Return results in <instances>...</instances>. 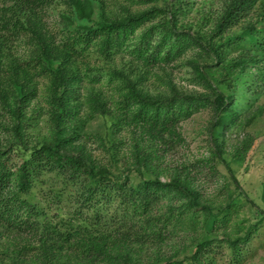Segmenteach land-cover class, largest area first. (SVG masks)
<instances>
[{"label":"rangeland","instance_id":"1","mask_svg":"<svg viewBox=\"0 0 264 264\" xmlns=\"http://www.w3.org/2000/svg\"><path fill=\"white\" fill-rule=\"evenodd\" d=\"M225 3L226 0H56L43 14L45 30L54 36L56 44L64 28L124 24L139 16H144L143 22L123 46L137 48L139 37L151 39L150 35L158 40L168 35L171 42L181 43L150 52L143 49L139 58L126 51L100 52L97 46H92L71 61L78 76L73 102L77 118L69 120L67 126L70 130L77 127L73 147L93 167H106L115 176H126L124 168L126 164L131 166L135 145L148 143L149 139L142 136L143 131L151 133L147 127L120 122L126 112V99L134 96V92L150 100H164L175 95H210L216 87L232 99V120L210 132L213 112L200 108L177 124L172 136L180 142L166 148L157 161L162 181L169 180L183 166L196 165L191 176L193 186L215 216L199 215L198 228L179 231L164 244L150 241L132 245L138 251L140 264L169 261L191 264L195 249L206 242L209 245L198 256L202 263L264 264V85L259 83L264 79V45H252L250 36L247 33L243 36L247 27L257 26L263 17L258 9L215 37L220 55L226 57L217 60L210 51L215 46H207L204 39L217 29ZM5 7L11 8L12 2ZM28 36L34 37L32 33ZM253 36L260 42L263 40L258 33ZM104 38L118 42L104 34L98 36L96 44ZM234 39L239 46H226L228 40ZM151 55L157 59H150ZM33 80L37 83L38 97L25 110L32 118L26 133L28 144L38 147L52 138L55 127L48 115L49 79ZM117 122L120 125L115 127ZM159 143L160 139H156L147 148L160 154ZM129 177L133 184L141 179L133 171ZM42 180L28 198L46 208L42 194L56 192L65 183L56 175H45ZM64 195L66 200L60 206V214L66 219L75 205L68 193ZM114 207L111 203L101 210L111 215ZM55 208L49 209V216ZM83 224L88 230L92 228L89 221ZM3 249L0 246V251Z\"/></svg>","mask_w":264,"mask_h":264},{"label":"trees","instance_id":"2","mask_svg":"<svg viewBox=\"0 0 264 264\" xmlns=\"http://www.w3.org/2000/svg\"><path fill=\"white\" fill-rule=\"evenodd\" d=\"M9 1L12 7L6 8ZM55 1L0 0V246H4L0 264H140L138 251L132 245L150 241L164 244L179 231L198 228L199 215L215 216L193 186L191 176L196 165L183 166L169 180L162 181L157 161L166 148L180 142L172 136L177 124L200 108L213 112L210 132L232 120V99L216 87L210 95H175L164 100H150L134 92V96L126 99V112L120 122L147 127L151 133L143 131L142 136L149 139L148 143L160 139L161 153L150 151L148 143L136 144L131 166L126 164L124 168L126 176H115L106 167L91 166L73 147L77 127L70 130L67 126L69 120L77 118L73 102L78 76L71 61L92 46H97L100 52L126 51L139 58L143 49L150 52L181 43L171 42L168 35L161 40L150 35L151 39L139 37L137 48L123 46L143 22L144 16H139L124 24L64 28L56 44L54 36L46 32L43 19L46 9ZM225 5L217 29L204 39L207 46H215L210 49L214 58L226 59L214 44L215 37L258 9L262 21L247 27L243 36L247 33L254 42L252 45H264V0H226ZM29 33L34 37L28 36ZM256 33L263 39L261 42L254 38ZM104 34L118 42L104 38L96 44L98 36ZM236 42L228 40L226 46H239ZM151 58L157 59L153 55ZM34 77L49 79L48 115L55 127L52 138L38 147L28 144L26 133L32 118L25 110L38 97ZM260 80L263 86L264 79ZM132 171L141 175L134 184L129 177ZM144 173L157 176L144 178ZM45 175H56L65 183L56 192L42 194L46 208L28 198ZM63 191L75 205L66 219L60 214V206L66 200ZM111 203L115 204L112 214L102 212L103 206L108 208ZM52 207L56 208L49 216ZM83 221H89L92 228L88 230ZM207 245L206 242L195 249L191 264H208L198 257Z\"/></svg>","mask_w":264,"mask_h":264}]
</instances>
